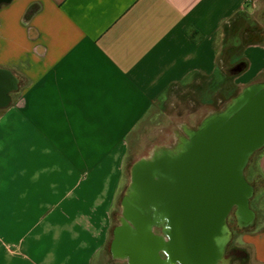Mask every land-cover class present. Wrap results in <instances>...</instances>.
<instances>
[{
  "label": "crops",
  "instance_id": "1",
  "mask_svg": "<svg viewBox=\"0 0 264 264\" xmlns=\"http://www.w3.org/2000/svg\"><path fill=\"white\" fill-rule=\"evenodd\" d=\"M243 11L264 30V0H0V264H101L128 135L174 90L224 88L216 42ZM242 55L230 80L264 79V42ZM252 226L232 261L264 264Z\"/></svg>",
  "mask_w": 264,
  "mask_h": 264
},
{
  "label": "water",
  "instance_id": "2",
  "mask_svg": "<svg viewBox=\"0 0 264 264\" xmlns=\"http://www.w3.org/2000/svg\"><path fill=\"white\" fill-rule=\"evenodd\" d=\"M263 146L264 79L240 86L194 125L172 126L164 142L129 166L111 257L126 264H200L197 253L204 250V264H217L231 239L226 216L247 209L254 186L245 169Z\"/></svg>",
  "mask_w": 264,
  "mask_h": 264
},
{
  "label": "rangeland",
  "instance_id": "3",
  "mask_svg": "<svg viewBox=\"0 0 264 264\" xmlns=\"http://www.w3.org/2000/svg\"><path fill=\"white\" fill-rule=\"evenodd\" d=\"M254 20L253 17H250ZM250 19V20H251ZM225 34L220 33L217 38L216 46L218 48V58L220 60V74L228 75L224 70V64L227 63V41L225 40ZM240 80L248 81L249 78H241ZM239 80V81H240ZM260 80V79H259ZM262 80V79H261ZM240 86H237L233 80L229 78L224 82L223 87L218 88L216 93L206 92V84L201 83L200 86L196 87H186L183 90H174L168 97L161 99L159 102L154 104L144 115L142 120L138 122L136 127L128 135V145H127V154L124 161L123 174L120 182V192L114 202L113 211H112V224H116V215L120 211L119 200L121 193L128 182L129 177V166L132 161L144 154L152 145L162 143L166 140V135L170 132L171 127L175 126L178 122L186 121L191 125H194L198 119L205 113L208 108H213L218 106L225 98H227L233 91H236ZM228 89L230 91H228ZM257 154V153H255ZM255 154L249 161L245 169V177L250 181L254 186V194L250 199L249 206L255 214V224L253 230H257L262 226V218L264 216V204L262 200H259L257 189L262 185L261 181H253L252 177V166L251 163L254 160ZM232 215L229 216V224L233 225ZM25 229L28 226H24ZM111 230L107 245L103 252V256L99 259L101 264H126L124 261H118L111 258L109 245L111 240ZM251 230V231H253ZM237 234V232H235ZM235 234L229 242V245L235 244L236 237ZM197 261L200 264H204L209 259V254L204 250L197 253ZM217 264H226L223 257L218 260ZM230 264H252L250 260H238L234 259Z\"/></svg>",
  "mask_w": 264,
  "mask_h": 264
},
{
  "label": "trees",
  "instance_id": "4",
  "mask_svg": "<svg viewBox=\"0 0 264 264\" xmlns=\"http://www.w3.org/2000/svg\"><path fill=\"white\" fill-rule=\"evenodd\" d=\"M250 17L247 12H238L222 26L221 33L225 34V40L228 43L226 48L228 60L224 66L239 65L241 70L244 69L246 65V60L242 55L244 47L249 44L264 42L263 28ZM226 76L231 79L234 74Z\"/></svg>",
  "mask_w": 264,
  "mask_h": 264
},
{
  "label": "flooded vegetation",
  "instance_id": "5",
  "mask_svg": "<svg viewBox=\"0 0 264 264\" xmlns=\"http://www.w3.org/2000/svg\"><path fill=\"white\" fill-rule=\"evenodd\" d=\"M238 66L239 65L224 66L223 70L227 74H233L234 72H236V67H238ZM233 209L234 208L231 209V211L228 213V215L226 216V219H225V226L228 230L231 231V239L233 238V235L235 234V232H241L243 230L250 228L253 225V222L255 220V214L251 210L249 205H248L247 209L242 211V212L233 213L232 212ZM230 215H232V220H233L232 222H233L234 226L229 224V216ZM231 239L226 243V245L224 247V251H223V259L225 261H227V264H228V262L230 264L232 259L237 255L235 248L228 246ZM161 255L164 257L163 253H161ZM176 264H178V263H176Z\"/></svg>",
  "mask_w": 264,
  "mask_h": 264
}]
</instances>
